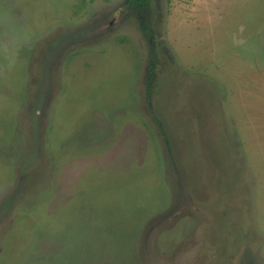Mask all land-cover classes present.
<instances>
[{
  "label": "rangeland",
  "instance_id": "374dc122",
  "mask_svg": "<svg viewBox=\"0 0 264 264\" xmlns=\"http://www.w3.org/2000/svg\"><path fill=\"white\" fill-rule=\"evenodd\" d=\"M0 264H264V0H0Z\"/></svg>",
  "mask_w": 264,
  "mask_h": 264
},
{
  "label": "trees",
  "instance_id": "16d2710c",
  "mask_svg": "<svg viewBox=\"0 0 264 264\" xmlns=\"http://www.w3.org/2000/svg\"><path fill=\"white\" fill-rule=\"evenodd\" d=\"M151 79H152V77L150 78V82H152ZM150 86H151V85H150Z\"/></svg>",
  "mask_w": 264,
  "mask_h": 264
}]
</instances>
